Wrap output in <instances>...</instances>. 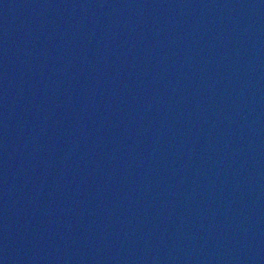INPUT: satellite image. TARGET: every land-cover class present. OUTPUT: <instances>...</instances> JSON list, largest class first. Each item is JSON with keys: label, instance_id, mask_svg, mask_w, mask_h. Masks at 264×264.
I'll return each mask as SVG.
<instances>
[{"label": "water", "instance_id": "water-1", "mask_svg": "<svg viewBox=\"0 0 264 264\" xmlns=\"http://www.w3.org/2000/svg\"><path fill=\"white\" fill-rule=\"evenodd\" d=\"M0 264H264V0H0Z\"/></svg>", "mask_w": 264, "mask_h": 264}]
</instances>
